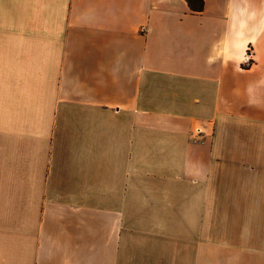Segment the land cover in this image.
<instances>
[{"label":"crops","instance_id":"obj_1","mask_svg":"<svg viewBox=\"0 0 264 264\" xmlns=\"http://www.w3.org/2000/svg\"><path fill=\"white\" fill-rule=\"evenodd\" d=\"M203 2L0 0V264H264V0Z\"/></svg>","mask_w":264,"mask_h":264},{"label":"trees","instance_id":"obj_2","mask_svg":"<svg viewBox=\"0 0 264 264\" xmlns=\"http://www.w3.org/2000/svg\"><path fill=\"white\" fill-rule=\"evenodd\" d=\"M192 9L200 11L203 9L204 2L203 0H187Z\"/></svg>","mask_w":264,"mask_h":264},{"label":"built area","instance_id":"obj_3","mask_svg":"<svg viewBox=\"0 0 264 264\" xmlns=\"http://www.w3.org/2000/svg\"><path fill=\"white\" fill-rule=\"evenodd\" d=\"M247 61H250L249 58H247Z\"/></svg>","mask_w":264,"mask_h":264}]
</instances>
